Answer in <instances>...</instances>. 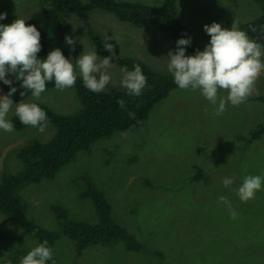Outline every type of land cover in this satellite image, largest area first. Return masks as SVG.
<instances>
[{
  "label": "rangeland",
  "instance_id": "rangeland-1",
  "mask_svg": "<svg viewBox=\"0 0 264 264\" xmlns=\"http://www.w3.org/2000/svg\"><path fill=\"white\" fill-rule=\"evenodd\" d=\"M119 1L159 7L164 0ZM176 5L181 25L204 48L210 42L204 25L217 22L230 29L236 23L240 29L261 15L256 0H178ZM47 7L43 0H0V13L7 14L0 24L17 18L28 24L32 14ZM64 21L73 27L77 59L93 50L101 59L107 57L90 36L103 45L108 36L115 38L107 42L118 57L136 59L155 72L170 74L168 53L175 42L158 29L137 28L100 10L68 15ZM120 69L114 64L109 69L112 82L103 92L126 90L120 86ZM43 98L41 103L30 94L21 102L43 104L61 115L80 107L72 89L47 90ZM263 99L264 75L246 103L228 104L222 116L213 115L214 106L199 91L177 87L153 107L145 128L114 132L79 153L53 179L21 189L25 217L41 228L56 230L51 206H60L72 221L97 223L91 201L83 196L81 178L85 177L106 197L111 218L144 249L129 253L92 245L76 258L74 242L62 236L55 243L56 264H264V190L246 203L235 191L244 176H264V134L250 140L251 132L264 125ZM14 108L10 120L16 116ZM53 134L50 124L44 133L31 126L12 133L0 130V183L4 176L22 169L17 157L21 148L45 143ZM224 178H234L230 188L224 187ZM220 196L230 201L238 214L235 219ZM23 232L17 217L0 212V264H20L37 246Z\"/></svg>",
  "mask_w": 264,
  "mask_h": 264
},
{
  "label": "trees",
  "instance_id": "trees-1",
  "mask_svg": "<svg viewBox=\"0 0 264 264\" xmlns=\"http://www.w3.org/2000/svg\"><path fill=\"white\" fill-rule=\"evenodd\" d=\"M47 8L35 12L29 18L28 24L35 25L41 32V52L38 58H46L54 48H59L63 55L75 65L78 56L77 44L69 46L65 43L66 36L74 37V30L64 21L68 15H83L94 10L112 14L118 21L131 24L137 28L154 27L166 34L175 42L172 52L175 53L177 40L191 38V46L186 47V55H194L197 50L203 51L197 42L188 34L181 25L177 15L178 0H164L159 7H151L137 2L119 0H43ZM261 15L240 26V30L264 45V0H256ZM93 45L107 57L112 54L105 50L104 45L91 35ZM111 63L128 70H134V65L139 64L146 76V89L140 96L128 94L127 90L93 93L84 87L82 78H77L76 85L72 88L80 104L77 111L70 115H61L39 104L46 112L49 124L54 127V134L45 143L33 142L18 151L17 157L22 163V169L15 175H7L0 183V212L5 215H14L21 223L23 234L30 235L37 246L44 241L53 249L56 261L55 243L64 236L74 242L75 257L78 258L92 245L102 246L107 249H121L129 253L140 252L144 246L131 236L126 229L111 218V206L106 197L93 183L82 177L83 196L88 198L94 208L97 223L89 224L70 220L60 206H51L58 228L47 230L41 228L33 220L25 217V209L19 197L21 189L29 184H37L42 180L53 179L66 165L71 164L81 152L89 151L96 141L109 138L114 132H130L145 128L148 116L153 107L168 93L178 86L172 74L153 71L145 63L130 58H121L116 55ZM13 80L12 87L17 89L13 94L14 103L25 100L30 90L23 89L20 81L8 74ZM5 95L10 91L8 85L0 81ZM55 89L54 81L47 83V90ZM24 92L21 96L20 93ZM123 99L126 107L121 108L118 101ZM264 102V99L262 100ZM129 113L134 114V118ZM14 130H22L25 126L17 116L11 119ZM264 134V125L251 132L250 140H256ZM47 264H52L48 261Z\"/></svg>",
  "mask_w": 264,
  "mask_h": 264
},
{
  "label": "clouds",
  "instance_id": "clouds-1",
  "mask_svg": "<svg viewBox=\"0 0 264 264\" xmlns=\"http://www.w3.org/2000/svg\"><path fill=\"white\" fill-rule=\"evenodd\" d=\"M7 18L0 13V20ZM204 31L210 36L209 44L203 51L197 50L194 55H186V47L191 46V38L177 40L176 51L168 53L167 71L174 77V82L181 90L199 91L214 106V116H222L227 105L239 107L246 103L256 92V83L264 75V45L251 39L236 23L231 28H223L220 23L204 25ZM115 39L106 36L104 48L112 55L100 58L96 50L83 53L76 59L75 65L66 58L59 48L51 50L46 58H38L41 52V32L35 25L26 24L17 18L11 24H0V81L10 87V91L0 96V130L7 133L14 131V125L8 118L13 111L25 126H31L44 133L49 124L46 112L36 102L14 103L12 96L17 89L12 87L13 80L8 74L20 81L23 89L30 90L35 101L44 102L43 94L47 91V83L54 81L55 89L64 91L76 85L78 75L82 78L85 88L90 92L100 93L112 82L109 69L116 57L114 46L107 41ZM65 43L74 46L76 40L72 36L65 37ZM122 74L120 86L128 94L140 96L146 87L147 79L139 64L134 70L127 67L120 69ZM226 92V96H221ZM21 96L24 92L20 93ZM123 109V99L118 101ZM134 118L133 113H129ZM225 188H230L234 178H224ZM264 190V176L246 175L242 184L235 189L242 202L255 199L256 193ZM219 201L230 209L233 219L237 213L232 209L230 201L220 196ZM47 241L30 250L20 264H47L54 259L53 249Z\"/></svg>",
  "mask_w": 264,
  "mask_h": 264
},
{
  "label": "crops",
  "instance_id": "crops-1",
  "mask_svg": "<svg viewBox=\"0 0 264 264\" xmlns=\"http://www.w3.org/2000/svg\"><path fill=\"white\" fill-rule=\"evenodd\" d=\"M144 28H147V27H144ZM122 29L127 30V31H130V29L128 28V26H124V28H122ZM115 43H116L117 46H120V47L123 48L122 44L120 42H118L117 40H115ZM124 45H125V43H124Z\"/></svg>",
  "mask_w": 264,
  "mask_h": 264
}]
</instances>
